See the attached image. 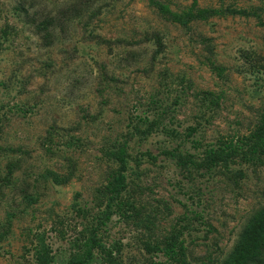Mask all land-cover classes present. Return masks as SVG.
Returning <instances> with one entry per match:
<instances>
[{"label":"rangeland","instance_id":"rangeland-1","mask_svg":"<svg viewBox=\"0 0 264 264\" xmlns=\"http://www.w3.org/2000/svg\"><path fill=\"white\" fill-rule=\"evenodd\" d=\"M261 132L264 0H0V264H264Z\"/></svg>","mask_w":264,"mask_h":264},{"label":"trees","instance_id":"trees-1","mask_svg":"<svg viewBox=\"0 0 264 264\" xmlns=\"http://www.w3.org/2000/svg\"><path fill=\"white\" fill-rule=\"evenodd\" d=\"M154 6H158V10L162 15H169L173 22L175 23H181V18L177 15H173L169 13L164 7L156 5L155 3H152ZM258 141L260 142L259 148L264 147V135L261 134L257 136ZM255 152V150L253 151ZM164 155L166 156H174L172 152H164ZM110 156L116 161V163L119 165L118 172H117V179L115 181V185L112 188L113 196L110 198V203L113 202L125 189V176L124 173L126 171V151L124 147H121L117 152L110 154ZM229 156V152L224 151H214L210 150L206 152L205 158L201 163H197V168H203L207 171L214 168L217 164L224 162ZM152 158V157H151ZM178 159H181L180 156H177ZM154 159V158H152ZM108 210L110 206L108 205ZM108 217V214L105 215V218ZM99 247V244L97 241H92L89 245L88 249L85 251L82 258H76L72 257L66 264H86L88 261L92 259L93 251ZM167 252V251H166ZM173 252L172 248L168 249V253ZM174 253H171L173 255Z\"/></svg>","mask_w":264,"mask_h":264}]
</instances>
